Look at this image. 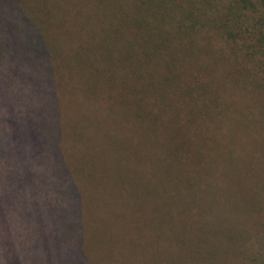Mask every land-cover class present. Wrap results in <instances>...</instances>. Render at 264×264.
I'll return each instance as SVG.
<instances>
[{"label": "trees", "instance_id": "trees-1", "mask_svg": "<svg viewBox=\"0 0 264 264\" xmlns=\"http://www.w3.org/2000/svg\"><path fill=\"white\" fill-rule=\"evenodd\" d=\"M0 264H264V0H0Z\"/></svg>", "mask_w": 264, "mask_h": 264}, {"label": "rangeland", "instance_id": "rangeland-1", "mask_svg": "<svg viewBox=\"0 0 264 264\" xmlns=\"http://www.w3.org/2000/svg\"><path fill=\"white\" fill-rule=\"evenodd\" d=\"M241 170L243 171H247L248 167L246 166H241L240 167ZM223 190H224V193H225V196H224V200H227L228 201L230 200V198L232 199H237L241 197V195L238 197L237 194L240 192L241 190V186L239 185H236L235 183L234 184H225L223 187ZM222 193V192H221ZM224 205H228V202L226 204L225 201H223ZM241 207V205H230L228 207V212L226 213L225 209L223 208L222 206V203L220 200H216L212 206V208L214 209V211H217V215H219L218 217V222H225V221H228L230 219V214L231 212L234 210V209H239ZM216 215V216H217ZM235 225L238 224L240 222V218H237V219H234L232 221Z\"/></svg>", "mask_w": 264, "mask_h": 264}]
</instances>
